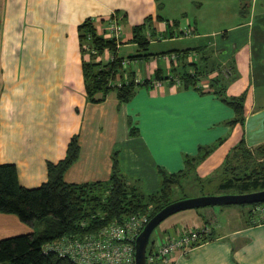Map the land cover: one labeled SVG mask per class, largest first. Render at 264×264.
<instances>
[{
	"label": "crops",
	"instance_id": "1",
	"mask_svg": "<svg viewBox=\"0 0 264 264\" xmlns=\"http://www.w3.org/2000/svg\"><path fill=\"white\" fill-rule=\"evenodd\" d=\"M210 1L0 0V163L15 165L21 186L38 187L47 181V163L61 160L77 135L78 157L63 173L65 182L107 180L117 151L121 172L148 194L161 186L158 167L169 173L183 169V156L196 153L199 145L225 136L196 167L197 175L205 178L241 137L248 148L264 143V3L255 14L256 7L250 5L249 12L248 2L238 0L233 21L224 30L199 33L197 13L194 25H188L193 42L185 47L178 45L184 39L182 30L166 22L175 17L165 11L159 14L173 4L182 14L186 4L199 12ZM147 17L156 32L151 43L161 47L149 48L154 53L149 58H127L136 50L132 27ZM88 18L104 38L117 41L119 55L126 50L125 73L139 83L150 80L128 102L120 103L115 90L100 102L86 98L82 62L88 55L81 50L77 26ZM113 18L119 25L117 38L108 34ZM187 48L188 53L181 54ZM210 54V59L204 58ZM112 58L103 49L93 61L106 64ZM190 61L212 70L200 77L201 91L181 87L180 64ZM227 62L233 63L236 77L226 93L246 92L244 123L232 127L225 121L232 118L233 110L209 92L217 63L225 67ZM157 70L166 78L153 79ZM131 129L136 132L131 134ZM192 210L176 227L206 223L212 239L187 253L175 252L171 264H264V221L251 222L247 211H229L222 221L209 207ZM35 228L15 214L0 212V239L32 233Z\"/></svg>",
	"mask_w": 264,
	"mask_h": 264
},
{
	"label": "trees",
	"instance_id": "2",
	"mask_svg": "<svg viewBox=\"0 0 264 264\" xmlns=\"http://www.w3.org/2000/svg\"><path fill=\"white\" fill-rule=\"evenodd\" d=\"M159 19L160 17H156ZM168 24L169 22L166 21ZM174 21L169 25L176 24ZM78 39L83 55L82 73L86 98L90 102L102 101L109 90H115L119 102H128L135 95L138 87L145 86L150 80L136 82L133 75L123 69L125 57L118 54L117 44L113 38H104L97 32L92 20L85 19L77 26ZM156 37L152 26V18L147 17L140 24L132 27V42L135 43V54L127 58H149L154 53L149 51L150 43ZM87 44L95 50L86 52L82 48ZM108 49L113 58L106 64L94 62L97 54ZM190 49L181 50V54ZM210 59V55H204ZM217 72L209 79L211 92L217 99L229 106L234 115L225 123L232 127L243 124L245 119L244 102L246 92L239 95L226 93L228 84L236 77L232 62L225 67L217 63ZM224 69L230 74L226 75ZM171 70H176L173 68ZM212 72L201 68L194 61L180 64L178 72L183 89L195 88L201 76ZM127 79H123V74ZM120 81V84L116 80ZM157 70L153 79H165ZM131 129L130 133H135ZM225 140L220 136L213 142L199 145L194 154L183 156V169L167 172L157 168L161 175L160 188L152 193H145L137 182L129 180L120 170L117 151L112 154V168L109 178L105 181L85 183H67L63 180L65 170L77 159L79 146L77 135L70 139L65 156L56 163H47V181L34 188L21 186L17 180L14 164L0 163V212L15 214L22 222L35 226L32 233L20 234L0 239V264H74L68 256H60L54 251L42 252L47 242L61 239L64 236L76 237L96 232L112 221H123L131 215L147 214L148 220L165 205L172 202L177 188L206 182L217 190H235L233 193H246L264 189V143L248 148L244 137L231 147L221 165L209 176L200 178L196 167L207 158ZM261 203V202H257ZM247 206V213L254 222V205ZM264 203V202H263ZM230 205V204H228ZM198 210V209H196ZM39 223V224H38ZM207 225L206 223L202 226ZM208 226V225H207ZM171 230L163 233L172 234ZM211 229V228H210ZM171 231V232H170ZM212 239V230L198 241L197 244ZM196 244V245H197ZM153 241L149 239L146 254L150 251Z\"/></svg>",
	"mask_w": 264,
	"mask_h": 264
},
{
	"label": "built area",
	"instance_id": "3",
	"mask_svg": "<svg viewBox=\"0 0 264 264\" xmlns=\"http://www.w3.org/2000/svg\"><path fill=\"white\" fill-rule=\"evenodd\" d=\"M108 27L109 36L117 38L119 25L114 18L109 20ZM192 34L189 28L181 32L184 37ZM82 48L86 52H95L87 44ZM126 62L123 60L122 65ZM223 71L226 75L230 74L227 69ZM117 83L120 84V81ZM252 211L255 221H264L263 202L254 205ZM147 221V214L131 215L123 221H112L94 233L80 237L64 236L47 242L42 246V252L54 251L60 256H68L74 264H134V241ZM210 230L207 225H180L172 234L159 231L146 254V264H171V257L175 252L187 253Z\"/></svg>",
	"mask_w": 264,
	"mask_h": 264
},
{
	"label": "rangeland",
	"instance_id": "4",
	"mask_svg": "<svg viewBox=\"0 0 264 264\" xmlns=\"http://www.w3.org/2000/svg\"><path fill=\"white\" fill-rule=\"evenodd\" d=\"M244 2H248V10H250V5L257 8V12L259 13V7L264 3V0H244ZM238 7V0H212L209 4L204 5L203 9H200L199 12H196V10L193 8L191 4H186L185 8L183 9L185 14H182L179 12L180 8H177L176 4L169 5L166 11L164 8L163 10L160 9L159 14H164V11L168 14H171V16H174L175 19L174 22V29L177 31L184 30L185 28H188L189 26L194 25V18L195 15L198 13L200 21V28H198V32L201 33L202 30H224L226 28L225 25L230 24L233 19L231 18V14L233 15L234 12H236ZM260 16V15H259ZM173 20H167L168 22H172ZM190 20V21H189ZM190 22V23H189ZM184 28V29H183ZM184 39H181L178 43L180 47H185L193 42V40H190L188 37H182ZM154 43V44H153ZM150 44V50H158L161 45L159 43L153 42ZM195 43V42H194ZM166 47H169L170 44L165 45ZM191 46V45H190ZM125 49L123 48L121 51V54L125 55ZM143 189V188H142ZM144 191V189H143ZM235 190H217L215 187H213L210 184H207L206 182H202V184H196V185H186L183 188H177L175 191L172 200H179L184 198H191V197H197L200 195L205 194H221V193H233ZM251 204H230V205H214V206H206V207H200V208H193L194 210L198 209L197 211L202 212L203 209L209 207V209H212L215 214L218 216V219L225 220L226 216L225 214L229 213V211H247V206ZM186 211V212H184ZM184 211H179L177 213H174L164 219L151 233L150 239H154L160 230H162L165 226L168 228L179 224L184 220V218H181L183 215H186L188 213H193L192 209H186ZM228 211V212H227ZM180 218V219H179Z\"/></svg>",
	"mask_w": 264,
	"mask_h": 264
},
{
	"label": "water",
	"instance_id": "5",
	"mask_svg": "<svg viewBox=\"0 0 264 264\" xmlns=\"http://www.w3.org/2000/svg\"><path fill=\"white\" fill-rule=\"evenodd\" d=\"M264 202V189L246 193L205 194L170 202L154 214L143 226L134 241V264H146V248L152 231L167 217L186 209L214 205L252 204Z\"/></svg>",
	"mask_w": 264,
	"mask_h": 264
}]
</instances>
